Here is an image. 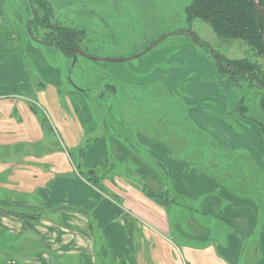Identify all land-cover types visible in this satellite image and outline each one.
I'll return each mask as SVG.
<instances>
[{
  "label": "crops",
  "instance_id": "crops-1",
  "mask_svg": "<svg viewBox=\"0 0 264 264\" xmlns=\"http://www.w3.org/2000/svg\"><path fill=\"white\" fill-rule=\"evenodd\" d=\"M5 7L0 0V264H103L99 243L117 264H264L259 202L222 183L217 171L209 178L189 168L185 157L172 155L171 143L144 131L138 140L165 169L139 157L135 145L112 132L86 90L65 86L70 68L66 78L40 42L6 26ZM145 75L139 76L143 82ZM191 108L197 127L212 129L224 150H249L258 162L264 159L258 123ZM113 158L126 173L115 170ZM107 161L113 173L104 183L112 193L82 172ZM166 177L173 189L160 183ZM144 184L158 194L170 188L181 203L155 200ZM172 206L186 219H174Z\"/></svg>",
  "mask_w": 264,
  "mask_h": 264
},
{
  "label": "rangeland",
  "instance_id": "rangeland-1",
  "mask_svg": "<svg viewBox=\"0 0 264 264\" xmlns=\"http://www.w3.org/2000/svg\"><path fill=\"white\" fill-rule=\"evenodd\" d=\"M48 1L53 9L50 25L34 24L36 38L56 42L54 38L59 37V30H76L81 37L79 46L89 56L79 55L74 62L58 48L40 42L45 57L64 68L65 77L70 68V76L67 75L70 78L65 86L71 90H86L88 96L97 101L92 105L100 112L104 111L103 120L108 119L112 132L123 140L132 141L139 149V157L151 166L165 169L157 156L151 155L152 149L140 143L138 131H144L157 142L171 143L172 155L177 153L185 157L189 168H196L209 178L215 177L217 171L222 183L235 186L259 202L264 219V159L258 162L249 155V150L243 153L240 148L224 150L222 145L225 144L218 140L212 129L197 127L191 111L195 104L203 116L212 117L214 113L221 116V112L226 111L227 121L248 124L255 118L263 122L264 111L258 103L261 91L256 83L243 77L237 87L229 86L228 76L220 72L214 52L232 60L250 59L263 70L264 56H256L257 53L241 39L218 35L205 19L190 21L187 8L193 0ZM5 2L9 18L6 26L15 29L20 36L38 42L29 28L34 18L28 0ZM34 5L40 10V17L49 7L44 9L43 4ZM192 33L199 36L200 43L194 40ZM156 41L159 42L151 50L141 54ZM105 58L132 59L107 61L103 60ZM225 65L228 66L227 62ZM144 69L147 73L142 72ZM143 74H147L144 82L139 77ZM152 78L157 81H149ZM239 133L247 136L246 131ZM255 136L253 133L252 137ZM113 160L117 162L114 166L117 172H127L126 165H119L118 159ZM132 168L136 169L135 166ZM165 179L159 180L160 183L165 181L173 189L168 177ZM170 196L179 198L175 194ZM171 208L174 219H186L185 212H180L176 206ZM0 236L1 250L4 248L3 234ZM102 262L108 264L106 260ZM70 263L74 264V260Z\"/></svg>",
  "mask_w": 264,
  "mask_h": 264
},
{
  "label": "trees",
  "instance_id": "trees-1",
  "mask_svg": "<svg viewBox=\"0 0 264 264\" xmlns=\"http://www.w3.org/2000/svg\"><path fill=\"white\" fill-rule=\"evenodd\" d=\"M260 5L264 7V0H260ZM43 4L42 8L46 9L47 3ZM49 10V7H47ZM37 10V9H36ZM48 10L45 12V17H40V10L36 13V18L30 23L29 28L32 34H34V24L37 26L42 24L50 25V17L48 15ZM188 18L191 21L194 18H202L211 23L215 32L224 38H234L241 39L247 45L251 47V50L255 51L256 56H264V16L256 8L254 0H193L191 5L187 8ZM59 36L54 38V41L45 40L57 46V48L65 54L67 57H72L75 53V43L79 41L81 37L80 33L76 30H71L68 28H63L59 30ZM198 41L200 38L198 35L195 36ZM36 38V36H35ZM204 45H208L204 43ZM216 59L219 62L218 66L220 72L227 75V82H230L229 86H238L240 79L243 77H249L254 81L261 91L259 97V104L264 111V70L260 68L257 62L250 59H227L222 54L216 52ZM227 62L228 66L225 65ZM241 88H244L241 86ZM243 100L241 103L243 104ZM247 108V107H245ZM253 121L258 123L264 134V121H258L252 118ZM133 144L132 141H130ZM134 145V144H133ZM84 149L82 151L84 152ZM109 161L102 164L101 167L95 168L93 170L83 168L82 172L87 177L89 181L95 184L100 189L112 193L109 188L105 185V179L110 175L113 168L108 164ZM111 168V169H110ZM109 169V171H108ZM167 180V179H165ZM168 184V183H167ZM168 188V186L165 184ZM145 191L147 194L154 198L155 200L166 203L167 205H172L173 203L180 204L177 198H172L170 196V188L164 193L158 194L153 192L147 184H144ZM173 200V202H171ZM186 207L185 205H183ZM104 252V258L108 264H117L111 254L106 249L104 243H99V249ZM100 252V250H99Z\"/></svg>",
  "mask_w": 264,
  "mask_h": 264
},
{
  "label": "water",
  "instance_id": "water-1",
  "mask_svg": "<svg viewBox=\"0 0 264 264\" xmlns=\"http://www.w3.org/2000/svg\"><path fill=\"white\" fill-rule=\"evenodd\" d=\"M260 0H254V4L256 6V8L260 11V13L264 16V7L260 5ZM31 31V29H30ZM32 34V32H31ZM191 36L194 38V40L197 42V43H200L197 39H196V34L195 33H192ZM32 37L35 39V41H38V42H41V40L35 38V36L32 34ZM159 41H156L155 43H153L151 46H149V48H147L146 50H144V52H142L141 54H144L146 52H148L149 50H151ZM204 45V43H203ZM214 52V51H213ZM141 54H139L138 56H140ZM79 55H83V56H87L89 57L87 54L84 53V51H81L80 49H77L76 50V53L73 55V59H74V62H76L77 58ZM214 56H215V59H216V52H214ZM128 59H132V58H128ZM128 59H125V58H105L103 60H107V61H126ZM217 60V59H216ZM83 91H85L84 89H81Z\"/></svg>",
  "mask_w": 264,
  "mask_h": 264
},
{
  "label": "flooded vegetation",
  "instance_id": "flooded-vegetation-1",
  "mask_svg": "<svg viewBox=\"0 0 264 264\" xmlns=\"http://www.w3.org/2000/svg\"><path fill=\"white\" fill-rule=\"evenodd\" d=\"M28 2L31 4L30 5V11H31V13H32V15H33V18L35 19L36 18V13L38 12V10H36V7H35V3H47L48 4V6H49V10H48V15H49V17L51 18V16H52V14H53V9H52V7H51V5L49 4V1L48 0H28ZM46 15L44 14V16H42V17H45ZM50 24V23H49ZM59 37H61V36H59ZM80 37V36H79ZM81 39V38H80ZM79 39V41H77L76 43H75V50H77V49H80L81 51H84L85 49H83V47H81V46H79L80 45V42H81V40ZM42 41V43H44V44H48V45H52V46H54V47H56L57 48V46L56 45H54V44H52V43H49V42H47V41H45V40H41ZM65 55V54H64ZM71 59L73 60V56L71 57ZM74 61V60H73Z\"/></svg>",
  "mask_w": 264,
  "mask_h": 264
}]
</instances>
